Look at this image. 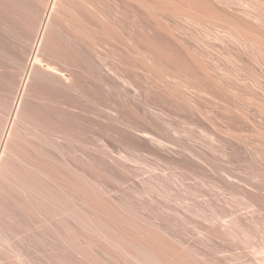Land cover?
Segmentation results:
<instances>
[{
    "label": "bare ground",
    "instance_id": "1",
    "mask_svg": "<svg viewBox=\"0 0 264 264\" xmlns=\"http://www.w3.org/2000/svg\"><path fill=\"white\" fill-rule=\"evenodd\" d=\"M4 1H8V0H4ZM13 1L14 0H12V3H13ZM18 1H19V3L21 2L20 0H18ZM22 1H25V0H22ZM34 1L35 0H33V2ZM39 1H38V3H41V4L36 3V4H38L37 8H38V6L43 4V7H41V6L39 7V9L42 8L43 10L42 9L39 10L35 7L37 9V12H34V10H36L35 8L33 9L35 4L34 5L31 4L32 2L30 0L25 1V4H23V2L20 3V5L23 4L22 7H24L26 5V7L29 9V11H28V9L26 7H24V8L27 10H25L23 8L25 10V13H24L25 17H26V14L28 15V13L29 14H31L32 12L34 13V14L33 13L31 14L32 16L31 15L27 16L30 18L26 17L27 19H23V20L22 19L19 20L20 17H19V19H18V17H16L19 20V24L21 26L26 25V24L28 25V23L31 24L30 27H29V25L26 27L32 28V33L27 34L26 29H25V31L22 30L21 28H23V27L20 26L21 27L20 28L18 26L19 25L18 21L15 23L18 25H15V26H17V28L19 27L20 28L19 30H22V32L24 31L23 35L27 34V36L25 35V38H22V39L28 41V39H27L29 37L28 35L31 36V37H29L31 39L27 43H25L26 41H23V40L20 41L19 40V39H21L20 36L18 35V33L16 34L15 31L13 30V32L16 35H18L19 39L17 38V40H19L20 43H18L17 40H15V41H17V43L19 45H21V42H24L23 43V49H24V47L27 46L25 48V53L26 52L27 53H26L25 57H23L24 55H23L22 51H20L23 56L21 58H19V56H21L20 52H19V54H20L19 55L17 53L18 51L16 52L13 50V52H16L14 54H18V55H16L18 57V59L16 60L17 57H15L14 61L17 62L16 63L17 66H19L20 67L19 69H21L20 77H19V79L16 78L18 81L15 79L17 82L12 81L13 79L11 80V82H13V83L15 82L14 85L12 83V85H13L12 89L13 90L15 89V91H13V93H12V95L14 94L12 96V98L10 97L11 101H8V102H6V104H3V102L6 100L5 97H7V96L4 97V100L2 98H0L2 100L0 102H2V104H3L2 110L6 111V113H5V111L3 113H1L2 115L6 114V117L3 118L2 122L0 121V219H1L0 221L3 220L4 221L3 223L6 224L5 220H7V219H4V217L6 215L10 216V214L13 216L24 214V216L26 217L30 213V210L34 211L33 207H35L36 209L39 210V212L36 211L37 212L36 214L40 213L39 215L41 216V218H44V220L47 219L49 222V221H51V218L53 217V219H52V221L54 220L53 225L50 224L51 222L49 223L50 224L49 225L48 223H46L47 222L46 221L45 223L48 226L45 224V227H44L43 226L44 224H42L44 222L43 220H42L43 221L42 223H40L41 221H39L37 224L40 223L43 226L42 227L43 229L41 228L42 229L41 233L43 235L48 233L50 235V237L53 238L54 242L51 243V240L46 241L45 240L46 238H43L44 240L43 239L42 240L46 241V244L43 245L44 242H42L43 244L42 243L41 244L45 247V249L41 245L40 246L45 251L42 253V252H40L41 247H40V249L37 247V249L40 252L39 253L37 251V249H35L36 251L34 249H32V247H33L32 242L33 241L28 243L33 238L30 235H32L33 232H35L36 230L32 232V230H33V228H32V230H30L31 234H29L30 232L26 231V229L23 230L24 226H22V225L20 227H22L23 229H20L19 227L16 228L14 225H10V227L7 226L8 228H6V229H9V233L7 234L8 230H6V234H4L5 233L4 229H3L4 227L2 226L3 233H0V264H56V258L54 261L55 256L53 254H56L57 252L55 253V251H57L58 249H62L61 250L62 256L64 254H66V253H64L65 251H63V250H68V251L71 250L72 253L75 252L79 255V257H82V260L86 259L89 263L95 262V260H94L95 257L92 258L93 256L91 257L88 254V252L85 251L86 248L84 249V247H81L83 245L80 246L79 242L77 240L76 241L78 243H76L75 238H77V239L80 238L81 232H80V230H75V227H71L72 225H70L68 222L69 219L73 220L77 224V226L80 227L82 230L83 229L87 230L88 232L95 234L99 239L101 238L102 240L104 239V240L110 242L116 248L121 250L125 257L133 258L139 264H212L213 262L211 261L212 262L211 263L207 259V257L204 258L207 260H203V258H201V260H203V261H201V260L198 261L199 258L196 260L197 257L195 255V251H192L191 250L192 248L187 247V245L183 244V242L181 244L180 241H177L175 239L178 243L180 242L179 243L180 246L177 244L176 245L177 247H176L175 244L174 245L172 244L173 242H175V241H173L174 239L170 242L164 240V237H163L164 235L162 236V233H164V232L161 230L162 228L160 229L158 227L159 224L158 225L157 224H155V225L151 224V226L150 225L147 226L150 223H148L147 225L143 224L141 222L142 220H140V218L139 219L136 218L138 215L137 216L135 215L136 217L135 216L132 217L133 212H131L132 216L131 215L129 216L130 217L129 220L124 219L123 218L124 215H119V214L115 213L116 219L120 220V222H123V226L130 229V232H127V235H121L119 238H115L111 234L112 233L111 230H113V228H111L110 226L108 227L106 224L103 223V221H100L97 217L95 219L94 217L90 216L89 213L84 212V211H80L79 210L80 208H79L78 203H77V201L81 202V198H82V202L84 204L88 205L89 207H91L92 205L89 203V199L94 198L92 200H95V205L101 206V209H105L106 211L112 210V209H110L111 208L110 207L111 201L106 200L107 197L104 196L105 192L102 191L103 187L98 188L99 187L98 183H95L96 182L95 180L93 181L94 178L91 179L92 176H90V175H89V177H88V175L86 176L82 172L83 170L82 171H75V170L79 169V168L78 169L75 168V170L73 171L74 173H73L70 171V169H69L70 167L67 166L69 170L68 169L66 170L64 167L63 171L65 170L66 172H68V171L71 172L72 173L71 176H72L73 180L77 183L72 186L73 191L68 189V188L65 189V187H67V185H69V184L66 183V185H65V183H64L65 179L63 178L64 175L61 176V174L64 172H62V171H61L62 173L60 172V169L63 167L60 164L61 168L58 169L59 168L58 165H59V163L63 162L64 159H66V158H64L63 161L58 160V161H60L59 163L56 160V162L58 164H54V163H56L55 161H53V160H50V162L48 161L50 159V156H51V155L48 156V154H52L53 152L56 154V152L58 150L61 151L59 149V146H61V145L64 146L65 148H67L65 146L67 144L68 145L69 144H71V145L77 144L76 146L79 145V147H76L74 149H73V147L75 145H73V147L71 145H69V146L72 147L71 150L81 149L80 156H81L82 160L83 159L85 160L86 156L89 154H92L89 157H92L93 160L94 161L96 160L97 162H98V160L107 158L110 161H112L111 164H113L115 162L114 167L113 166H111V167L115 168L116 166H118V167L122 166L123 169L121 168L122 169L121 171L124 175L126 173L125 168L128 165L125 163H130L131 161L137 162L136 160H138L139 158H142V159L145 158L146 159L148 157L149 158L153 157L155 160H159L161 163L165 162L164 164L167 165L169 168L171 166H173L172 167L173 169L177 166L179 167L180 162H182L183 163V165L181 163L182 167L185 165V167L187 168L185 170L186 171L188 170V173H186V171H182V172L183 173L185 172L184 175H188V177L187 176L183 177V175L180 173L178 174V176L176 175L177 173H175V175H173L174 172H171L170 170H168L167 166H165L167 169H164V167L162 166V164L159 163V161H157L156 164L157 163L158 164L157 165L155 164L156 166L154 165L153 167H152L153 164L152 165H151V163L149 164V166H151L152 170L149 169L150 167L146 168L147 167L146 164H148V163H145L144 159L139 160V161H143L144 163L140 164V162L138 161L139 162L138 166H140L142 164L146 165L145 170L149 169L150 171H154V173L157 170V172L155 174L158 173V171H159L158 169H161L162 171L166 170L167 172L169 171L170 175H169V172H168V174H166L167 172L164 173V171L163 172L160 171L158 173V174H160L159 178L161 175L162 176L168 175V178L165 179L167 182L166 188L171 187L173 189L174 187L178 186L179 188L180 187L182 188L181 190H183V186L185 187L186 183H189L186 186H189L190 184L194 185V183H197L200 180L203 181L204 177H205L204 181H206L208 179L206 177L207 175L205 173H203L204 171L203 172L199 171L200 173L204 174L203 178H202L203 175L200 176L199 173L196 174V172H198V170H200L197 168L203 169V167H206L207 165H210L212 167L213 163L215 165V162H213L212 160L203 156L202 154H199L196 151V149L192 145L187 143L186 141H183L182 139L176 138L171 133V128L168 125H166L165 122H163L161 120L162 117L160 115L154 113L150 109L148 102L147 103L143 102L145 105L142 104V106L143 105L144 106L142 107L143 109L141 108L140 112H139V110H140L139 108L137 110L136 109L137 107L136 108L132 107V109H129L127 114L123 112V114L120 115V113H122V112L118 111V109H116V108H117V105L120 104V102L123 103V101H120V98H121L120 94L121 93L118 94L119 86L117 84V81L121 77L119 76V73L117 72L118 70L114 66V64L112 66L107 64V62L104 60V58L101 54V50H98L97 46L105 45L108 49L107 53L110 56H112V57H110L112 59V61H109V63L115 62L114 57L116 58V55H117L116 47H117V42H118V37H119L118 21H117V18L115 16L117 15L118 7H121L122 13L124 16V28L126 31H128V36H127L126 40L129 41V47L126 50L128 56L125 59L126 61L122 62V65L124 66L125 70H130L135 74V76H137L138 75L137 73L140 72L139 68H142L144 71H146L150 75L148 77L146 76V78L148 79V81L153 83V85L156 88V91L158 92V95L163 98L162 99L163 102L169 103V101H170L173 103L172 100H175V102L173 104L176 103V105H178V106L185 105V106L189 107L191 110L197 112L198 114L203 115L204 111L201 109V107L199 105L193 104V102L190 100V97H189L190 95L188 94L187 91L192 90L193 92L196 93L197 96H200L203 94L215 96L209 90V88H211L212 85L213 86L215 85V89L217 90L218 93H227L231 89L228 90V86L225 84H222L219 80V78L222 77V75L224 73L221 76L219 75L218 76L219 78L216 77L218 74L212 73V71L213 70L215 71L216 69L219 70V68L213 69L214 65L213 66L211 65L212 68H210L211 67L210 64L207 63L208 66H210V67H208L205 64V62H203V60L205 58H204V56H201L200 52H199L200 53L199 54L196 50L192 49L190 46L182 43L180 41L181 39L179 40L177 38V35L175 34V29H174L172 23L170 24L169 22H165V21L163 23L161 21L159 22V20H160L159 15H161V16H166V15H168V16H170V15H172V16H180V15L191 16V15H193L194 11L191 8H188L187 6H185L184 3H188V4L194 5V6H196V5L206 6L212 12L218 11V8L214 7L215 6L214 3L211 1L213 3L212 4L209 0H159L158 1L159 5L158 4H152L150 2V0H39ZM3 2L2 1L0 2L2 4V6L4 4ZM36 2H37V0H36ZM133 2H136V4L139 7L144 9L145 13L151 15V12H153L151 17L153 16L154 20L152 21V19H148L146 21L147 26L152 31L151 34H149L150 32H145V31H142L140 29L135 30V28H136L135 19H134L135 18V9H134ZM7 3L10 4L11 1H9ZM7 3H6V5H7ZM14 4H16V3H14ZM6 5L4 4V6H3L4 9H5ZM10 5L11 6L7 7L8 9H10V10H7V11H9L8 14L12 10L11 8L13 6L12 4H10ZM1 7H0V9H1ZM3 7H2V9H3ZM16 7L15 8L13 7L14 8L13 12L11 11L12 13H15L14 10L15 9L17 10V8L19 9V7H21V6H18L17 8ZM4 9L2 10L3 13L6 10V9L5 10ZM19 10H17V11H19ZM17 11H16V14H17ZM27 11H28V13H26ZM12 13L9 14L10 16L9 15L6 16L7 14H3V15H5V17L2 15L3 18L0 20L1 21L6 20L5 22H7V20H9L10 17H11V19H12V17H14L13 16L14 14H12ZM22 13L20 14L21 16L23 15ZM31 17H32V19H31ZM222 17H223L222 19L225 22L226 26H229V28L233 26L232 28H230L231 30L237 29V31L241 33V34L236 33L235 32L236 30L233 31V32H235V33H233V35L237 34V37L234 35L236 38H238V39L240 38L239 40H241V41L244 39L242 41L244 44L246 42H249V44L253 43V45L256 44L260 48H262V49L264 48V32H262L261 29L259 30L257 28L258 25L254 26V25L248 24V22H246L245 20H243V19L241 20V19H239L235 16H231L229 14H223ZM4 18H6V19H4ZM140 18L143 22L145 21V18H143L142 16H140ZM17 19H15V17H14V20H12V21L15 22V20H17ZM29 19L31 21L27 22L25 24V22ZM24 20H26V21H24ZM3 21L0 22L1 25H2ZM12 21H9L10 24H8V26L5 23L6 26L7 27H9V25L11 26ZM12 25L14 26V24H12ZM6 26H3V29H2L3 31H4V27H6ZM0 28H1V26H0ZM11 28H12V26H11ZM13 28H16V27H13ZM175 28H176V26H175ZM5 29H7V28H5ZM99 29L101 30L102 35L98 34ZM177 29H176V31H177ZM231 30H229L228 32L232 33ZM7 31L8 32H6V33H8V35L3 33L2 34L3 38L4 37L6 38V36L7 37L9 36V38L12 37L11 35H9V29ZM159 31H161L164 34V36L157 35V32H159ZM27 32L30 33L31 30L27 31ZM20 34H21V32H20ZM76 34H78L80 37H84V39H87V42L90 41L92 43L93 48L89 45L90 42L88 43V45H89L88 47H90L92 49V52L87 51V49H89V48L84 50L82 47H80L78 44L75 43L74 37L76 36ZM2 35H1V37H2ZM4 35H6V36H4ZM229 35L232 36V34H229ZM238 36H242L243 39H241V37H238ZM21 37H24V36H21ZM5 38H4V40H5ZM9 38H7V39H9ZM233 39L235 40L234 37H233ZM238 39H237V41H238ZM0 41H3V40H0ZM13 41H14V38H13ZM17 43H15L14 46ZM162 43H164L166 46L161 45ZM12 44L10 43L9 45H12ZM24 44H27V45L24 46ZM246 45H248V44H246ZM1 46H4V45H1ZM11 47H13V46H11ZM21 47H22V45H21ZM16 48H18V47H16ZM1 49L3 50V51L1 50V52L3 54V52H4L3 47ZM19 49H22V48H19ZM26 49L28 51H26ZM13 52L11 51L10 55H11V53L13 54ZM6 53H7V51H6ZM8 53H9V51H8ZM8 55H7V57H8ZM12 56H11V58L13 59ZM199 56H201L202 58ZM0 57L3 58V56H0ZM130 57L134 58L136 60V62L138 61L137 62L138 64L136 62H132ZM184 57L189 61H187ZM5 58H6V56L4 57V60H5ZM8 60H9V58H8ZM11 60H9V61H11ZM56 63H57V65L59 64V66H58L59 70H58V67H56V68L58 71L61 72L60 74L62 76L57 74L58 71L55 72L52 69L53 66H56L55 65ZM116 63H117V61H116ZM6 65H8V63ZM12 65H14V64H12ZM51 66H52V68H51ZM214 67H216V65ZM9 69H10V67H9ZM50 69H51V71H50ZM52 71L55 73V75H57V77L58 76L64 77V74H65V77H67V78L69 76L68 79L70 82H67L68 84H67V86H65V87H67V90L66 89L65 90L68 93H64L65 92L64 91L63 92L64 94L62 93L64 96L61 95V92H62L61 87L64 83H65L64 85H66V81H68V79H66V78L61 79L63 81L66 79L65 82H61L60 80L55 79L56 78L55 75H54L55 77H53ZM217 72H219V71H217ZM84 75L87 76V79L84 78ZM184 75H186V76H184ZM4 76H6V75H4ZM13 78H14V76H13ZM194 78L196 79L197 83L193 82ZM123 79L125 80V83L129 86V88H131V91H129V89L122 87L121 92L122 91L123 92L121 95H123V96L124 95H126V96L131 95L133 98L135 96H137L136 95L137 85L135 83L133 84L131 81H128L125 78H123ZM197 79H200L204 83L208 82L209 84L204 85L201 81H199ZM87 80H89L90 85L86 84V85H88V86H86L84 84V86H82L83 83H88ZM221 81H222V79H221ZM81 86L84 89L86 87L91 86V88H88V89H90V91H91L92 88H94L93 89L94 92L99 90V88L101 91V89H102L101 87H103V88L107 87L106 88V90H107L106 94L108 97L106 95H104V96H106V99L108 98L107 100L110 101V104L114 107H108V106L105 107L104 105H106V103H107L106 100L103 101L105 104L103 103L104 105L102 106V102H100L102 97L101 98H97V97L103 91H101L100 93L98 92L99 95L97 93H96L97 95H95V93H94L95 96L94 95L92 96L91 95L93 93L92 91H91L92 93L88 89L87 90L85 89L83 91L82 90L83 88H81ZM104 86H106V87H104ZM62 88L64 90V87H62ZM85 91H89L90 95H88L89 93L86 94ZM0 93H2V92H0ZM232 93L229 92V94H232ZM66 94H68L69 96L67 95V97L65 98ZM117 94L120 97H118ZM5 95H8V94H5ZM0 96H1V94H0ZM101 96H103V95H101ZM104 96H103V98H104ZM62 97H64V98H62ZM126 98H128V97H126ZM137 98H138V96H137ZM88 103H90L91 105L89 104V106H87ZM53 104H55V105L53 106ZM107 104H109V103H107ZM56 105H59L60 107H57ZM124 105L123 106L120 105V106H122V108H123ZM86 106L88 108H86ZM120 106H119V110H120ZM125 107H127V109H124V108L123 109L126 112L128 110V106L126 105ZM88 109H90V111ZM142 110H144V111H142ZM89 112L92 115L91 120H90L91 117L89 116ZM167 115L171 116L169 113ZM4 116H2V117H4ZM103 122H104V124L106 122L105 126H104ZM223 133L227 134V136H229L230 139L231 138L233 140L234 139L235 140L241 139L240 138L241 137L240 130L237 129L236 127H231V126L226 125L224 127ZM28 137L31 139H29ZM86 140H88V142L90 141V144L92 142L93 143L98 142V144H100L101 147H97L96 144H93V146L94 145L95 146L94 147L91 146L92 148H90L89 147L90 144L87 143L89 145L88 147L90 149H92V150H90L87 147L89 149V152L90 151H93V152L86 154L85 153L86 152V145H87ZM109 141L110 142L117 141V143L120 144L119 146L117 145L119 148L117 150H115L116 148L114 149V147H113L114 142L112 143V145H113L112 146ZM229 142H230V140H229ZM117 143H115V144H117ZM48 145L50 146L51 150L54 148L53 152L50 151V153H49L50 148L48 151L46 150L47 152L44 150V147H46ZM48 147H47V149H48ZM83 148H85V149H83ZM64 149H63V151H64ZM71 150H69V152ZM63 151H61V153ZM69 152H67L68 158H69ZM73 152H75V151H73ZM73 152H71V153H73ZM79 152L77 153V155L79 154ZM236 152H237V150H236ZM240 152H238L236 156L239 157L241 155ZM59 153L60 152H58V154ZM87 153H88V151H87ZM239 153H240V155H238ZM55 154H52V155L54 156ZM63 154H66V152L65 153L63 152L62 156H63ZM74 154H75V158L73 161H75V159L77 160L76 153H74ZM62 156L60 155V158ZM70 156L72 158L73 154L72 155L70 154ZM65 157H67V154ZM78 157H79V155H78ZM81 158L79 157L78 160ZM52 159H55V158L53 157ZM87 159H91V158L87 157ZM107 159H105V161ZM82 160H81V162H83V163H81L80 161L79 162L81 164H84L86 161L84 162V160L83 161ZM146 160H150V159H146ZM161 160H163V162ZM18 161L22 164L21 165L22 167L19 165L20 163ZM51 161H53V163H51ZM17 162L19 163L18 165L21 168H19L18 165H16ZM66 162H67V165L68 164L70 165V163H68L69 162L68 160ZM102 162H104V160ZM117 162H119V163L116 165ZM72 163H74V162H72ZM87 163H85V164H87ZM89 163H91V162H89ZM92 163H93V161H92ZM63 164L66 165L65 162H63ZM77 164H79V163H77ZM98 164L100 165L101 163H98ZM168 164L171 166H169ZM56 165L58 168L56 167ZM84 165H82V166H84ZM91 165H93V164H91ZM107 165H109V164H107ZM196 166H197V168H196ZM217 166H220V165H215L214 168ZM77 167H79V166H77ZM111 167H110V169H113ZM129 167L130 166L128 165L127 168L130 170ZM185 167H183V168H185ZM211 167L207 168L206 171H208V169L211 170ZM97 168H99V167H97ZM172 168H171L172 171L176 172L178 170V168H176L177 170H173ZM218 168H220V167H218ZM99 169L101 170V168H99ZM104 169L105 168H103V170ZM116 169H115L116 171L114 170V172L119 171L118 168H116ZM196 169H197V171H196ZM205 169H203V170H205ZM223 169H224V172L223 173L221 172L222 175H219L221 180L213 181V183L215 182L214 184H216L217 186L213 185L210 181L212 179H214L218 174L215 175V177L212 175L213 176L212 179L209 178V180H210V181L208 180L210 182L209 185H213V188H214V186L218 188L219 185L223 186V184H224V187H225V185L227 187H225L223 189H226L229 187L228 189H230V190L232 189L239 194L246 195L248 198H249V196H251L252 202L250 203V205L248 204L247 207L245 205V207L249 210H245L246 212H243L244 211L243 209H246V208L241 206V205L240 206L243 209L237 208L236 207L237 204L235 205L236 208H233L234 206L232 207V206L228 205L227 203H230V202L228 201L227 198H229V197L227 195H224L223 192H221L223 189H221V191L218 192L217 189L214 188L216 190V192H215V191H213L214 189L212 188V186H209L213 190H210L211 189L210 188L209 191H207V192L213 191L215 193H213L214 195L212 194V192L209 194H207V193L205 194L206 189L209 187H207L208 186L207 184L202 185L203 182L202 183L200 182V184L197 183L198 186L197 185H194V186L199 187V185H201L200 187H203V188H204V186L207 187V188H205V192L203 191L204 189L201 188L202 189L201 190L199 188L201 190V192L203 191L202 192L203 194H199V193H201V192H199L198 195L196 194L195 196H198V199H200L201 201L204 200V202L209 203V205L210 204L213 205L212 202H214L215 203L214 206H216V207L214 208V206H213L214 210L211 208L213 211H216V208H218L220 210L222 209L221 207H223V206L220 207V205H218L220 208L217 207L216 204H218V203L219 204L222 203V205L225 204L224 206H226V208H227V211L222 210L223 214L221 213V215L218 214V213H220V212H218L220 210H217V212L215 214V212L212 213V210L210 209V211H211L210 214L212 213V215H210V216L207 215L208 217L206 216L205 218H207V220H206L207 222H210V223L212 222L211 224L213 225V227H211V225L208 223L210 225V228H209L208 224L205 222V224H207L206 227H208V228L203 227V228L208 229L207 230L208 232L207 231L204 232V233H206L205 235H207V233H210V234H208V235H210V237L219 236V238H220L221 235L224 234V235H231L232 237L234 236V238H236V234H238L240 231L239 229L242 230V228H246L245 226L248 224L247 222L251 221L252 224L255 223V222H253L254 218L256 220L255 215H257V217L258 216L262 217V215H260V214L258 215L257 213H263V211H264V192L258 191L260 189V188H258L259 185H256V187L258 186L257 189L253 184H251V185L248 184V187L252 186V185H253V187H251V188L247 187L246 188L245 187V186H247L246 182H245L246 185L243 184L245 188L241 187L242 185L240 186L239 184L241 182L242 183L244 182V181H242V178L240 180L241 182L238 183L237 181H235L237 178H233L234 175L232 176L231 174H229V172H231L229 169H227V171L229 170V172L225 171V168H223ZM100 170H98L99 171L98 174L96 173L97 171L95 172L97 174V176L99 174L101 175ZM103 170H101V171H103ZM106 170H108V169H105L104 172H106ZM123 170L125 172H123ZM214 170L216 171V169H214ZM111 171H113V170H111ZM134 171L135 170H133V172ZM110 172H108V173L111 174L112 172L111 173ZM130 172H132V171H130ZM130 172L128 173V171H127L128 174H130ZM212 172H214V171H212ZM108 173H107V175H108ZM119 173H121V172H118V174ZM127 173H126V175H127ZM152 173L153 172H151V174ZM154 173L152 175L155 176V178H156L157 175H155ZM171 173H173V174L171 175ZM207 173H209V172H207ZM219 173H220V171H219ZM114 174H115V176H117L116 175L117 173H114ZM123 174H121V175H123ZM131 174H133V173H131ZM135 174L137 175V172ZM135 174H133V176ZM141 174L142 173H139L138 175H141ZM151 174H150V176H152ZM198 174H199V176H197ZM209 174H211V173H209ZM103 175H106V174H103ZM124 175H123V177H124ZM138 175H137V177H138ZM179 175L181 176V178L179 177ZM190 175H191V177H190ZM38 176L44 177L45 179H47V181L48 180L52 181L53 184H56L57 186L54 187L55 185H53V184H52L53 187H51V184L45 185L46 182L43 183L42 179ZM60 176H61V178H60ZM112 176H114V175H112ZM119 176H120V174H119ZM128 176L129 175H127V177ZM144 176H145V173L143 176H141V178L144 179L143 178ZM147 176H148V178H150L149 175H147ZM101 177H102V175H101ZM125 177H124V179H125ZM134 177H136V176H134ZM137 177L135 179H137ZM189 177L192 180L187 179V181H185L186 178H189ZM197 177H199L200 180H197V179H199ZM208 177H210V176H208ZM235 177H238V176H235ZM107 178H109V176H107ZM113 178H112V181H113ZM183 178H185V179H183ZM63 179H64V181H63ZM103 179L105 180V178H103ZM114 179L116 181V179H118V178H114ZM215 179H217V178H215ZM239 179L240 178H238L237 180H239ZM147 180L148 179L146 178L145 181H147ZM50 181L47 183H50ZM110 181L111 180H109V182ZM129 181H131L132 184L136 183L138 181L139 182L138 185H142L145 182L144 180H143L144 182L142 181L143 183L140 182L141 180H136V182L135 181L133 182L132 179ZM129 181L127 179V182H129ZM220 181H222L221 183H223V184H219ZM106 182L108 183V179L106 180ZM119 182H121V181H119ZM123 182L126 183L125 181H123ZM160 182L161 181H159V183ZM235 182L238 184H236ZM101 183H102V181H101ZM107 183H106V185H107ZM110 183H108V184H110ZM63 184L65 186H63ZM126 184L128 185V183H126ZM160 184H162V183H160ZM193 185H190V186H192L194 188ZM48 186H50L51 189L53 188V190H55L56 188L57 189L59 188V192H57L58 190H56V193H55V191L54 192L50 191V188H48ZM112 186L114 187L113 184H112ZM136 186H137V184H136ZM144 186L147 187V184L145 183ZM107 187H106V189L109 188V187L108 188ZM127 187H129V186H127ZM143 188H141V190L144 192L145 188L144 189ZM193 188L191 190L189 188L190 193H192L191 191L194 190ZM149 189L150 188H148V190ZM174 189H176V188H174ZM185 189H187V188H185ZM195 189H196V187H195ZM261 189H263V188H261ZM111 190H113V189H111ZM167 190H169V188ZM218 190H220V189L218 188ZM256 190H257V193L252 194V195H247L251 192L252 193L256 192ZM74 191L77 194V196H71L68 194L69 192H74ZM113 191L109 192V193H113ZM147 191L144 192L145 193L144 195H146L147 193L150 194V192H151L154 195V197L160 196L157 193H156L157 195L154 194V192H152V190L148 191V192ZM164 192L166 193V191H164ZM195 192L196 191H194V193ZM236 192H234V193L236 194ZM102 193H104V194H102ZM106 193H107V191H106ZM194 193H192V194L194 195ZM149 194H147V195L152 197L151 196L152 194L151 195H149ZM142 195H143V193H142ZM162 196H163V194L161 193L160 197H162ZM224 196H227V198H225ZM154 197L151 198V200H150L151 202L148 201L150 198H148V197H146V198H148V200H147L148 202L152 203L153 202L152 200L155 199ZM158 197H156V199L159 200ZM163 197H165V196H163ZM224 198H225V200H224ZM156 199L154 201H156ZM150 203H148V204H150ZM211 205L209 207H211ZM8 207H11V208H8ZM141 207H142V205H141ZM150 207H152L151 204H150L149 208ZM47 208H48V210H49V208H51L52 211L51 212L48 211ZM143 208H145V207H143ZM8 209H9V211H8ZM12 209L14 210L13 212H15L16 215L12 214L13 213V212H11ZM151 210H153V209H151ZM5 212H7V213L4 216ZM8 212H10V214ZM128 212H130V211H128ZM31 213H33V212H31ZM126 213H127V211H126ZM156 213H157V211H156ZM8 216H6V217H8ZM29 216L31 219V216H33V215L30 214ZM156 216H158V215H156ZM156 216H154L155 218H153V219L160 218L162 221L164 220V218H162L163 216L162 217H159V216L156 217ZM19 217L21 218V216H19ZM22 218H23V216H22ZM25 219H27V218H25ZM166 219H167V221L165 220V223L166 222L170 223V221H168L169 219L168 218H166ZM13 220H15V218ZM13 220H12L11 224L14 222ZM16 220H19V218ZM31 220H33V219H31ZM159 220L157 219L155 221H157L159 223ZM9 222H10V220H9ZM27 222H28V220H27ZM30 222H32V221H30ZM33 223H34V221H33ZM25 224H26V221H25ZM252 224H249V225H251V227H253ZM152 225H153V227H152ZM156 225L159 228L158 230L159 231L161 230V232H159L157 229L154 228V226L156 227ZM249 225H247V226H249ZM56 227H59V228H56ZM30 228L27 227V229H30ZM237 228H239L238 232H236ZM2 229L0 228V231ZM36 229H38V228L36 227ZM246 230H243V231L246 234L245 236L248 237L247 236L248 232ZM243 231H241L240 233H242ZM37 232H39V231H37ZM79 232H80V234H79ZM240 233L238 234V237L243 234L242 233L240 235ZM43 235L39 236V237L40 238L44 237L45 235L44 236ZM165 235H166V233H165ZM211 235H215V236H211ZM166 236H167L166 237L167 239L168 238L172 239L171 238L172 236H169V235H166ZM34 237H36V235ZM81 237H83V236H81ZM207 237H209V236H207ZM225 237H229V236H225ZM225 237H223V238L225 239ZM241 237H244V234ZM240 238H238V239L240 240ZM94 239H96V238H94ZM39 240H41V239H39ZM243 240H242V242H243ZM216 241H217V238H216ZM35 242H36V240H35ZM85 242H88L87 239L85 240ZM18 243L21 245L18 246L19 245ZM220 243H222V242H219V244ZM30 244H32V245L30 246ZM22 245H23V247H21ZM37 245L39 246V244H37ZM215 245H216V247H214V248H217L219 246L218 244H215ZM55 246H57L58 248H57V250H55L52 253V250L56 249ZM19 247H21V248H19ZM250 250H252V249H250ZM256 250H259V249L257 248ZM62 251L64 254L62 253ZM222 251H221V253H222ZM259 251L261 253V254L259 253L261 256L259 254L258 255L256 254ZM259 251H256L255 253L251 252V253H253V255L251 256V259L247 260V262H244V263L245 264H247V263L248 264H264V246ZM33 252L35 255H33ZM58 253H59V256L61 257L60 251H58ZM68 253L70 254L71 252H68ZM77 254H75V255L77 256ZM249 255H250V252H249ZM66 256H68V254H66ZM70 256H72V255H70ZM247 257H249V256H247ZM64 258L66 259L65 256H64ZM64 258H63V260H64ZM70 258H72V257H70ZM72 259L75 260L74 258H72ZM80 259H79V261L77 259L75 262L73 260L71 261L70 259H69V261L74 262L76 264H82V262L86 261L85 260V261L81 262ZM220 261H219V263H220ZM63 262L65 264V260ZM68 262H67V264H69ZM60 263H62V262H60ZM89 263H86V264H89ZM222 263L223 262H221V264ZM91 264H94V263H91ZM215 264H217L216 261H215ZM231 264H240V263H237V261H233V262H231ZM241 264H242V262H241Z\"/></svg>",
    "mask_w": 264,
    "mask_h": 264
},
{
    "label": "rangeland",
    "instance_id": "2",
    "mask_svg": "<svg viewBox=\"0 0 264 264\" xmlns=\"http://www.w3.org/2000/svg\"><path fill=\"white\" fill-rule=\"evenodd\" d=\"M1 1L3 2L4 0H0V2ZM9 1H11L10 4H12V5L14 3H16V4H14L15 6L13 5L12 8L10 7L12 9L11 10L12 12H13V9L16 6L17 7L21 6V7H19V9L21 8L20 10L17 7L16 8L21 13L24 11L22 13L23 15L25 13V10L28 9L26 7V5L24 7H26L27 9L22 7L23 4H25V1H28V0H25V1L20 0L21 2H23L22 5H20L21 2L19 3L18 0H16L17 2L14 0L13 3H12V0L4 1L3 3L6 5V3L9 2ZM30 1L32 2L31 4H33V5L35 4L33 9L35 7L37 8L38 4H41V3H38L39 0H37V2H36V0L34 2H33V0H30ZM158 1L159 0H150V2L152 4H158L159 5ZM209 1L210 2L212 1L214 3L215 6L214 5L213 6L217 7L218 11L212 12L206 6H198V5L194 6V5H190L188 3H184L185 6H187L188 8H191L194 11L193 15H191V16H185V15H180V16H172V15H170V16H168V15L161 16V15H159V17H160L159 22L161 21L163 23L165 21V22H169L170 24L172 23L173 27L175 29V34L177 35V38L179 40L181 39L180 41L182 43L190 46L192 49L196 50L198 53L200 52L201 56H204V58L208 61L207 62L203 58L204 59L203 62H205V64L207 66H208V64H210V66L211 65L212 66L216 65V67L213 66V69L214 68L215 69L219 68V70L218 69H216L215 71L211 70L212 73H217L218 74V75L216 74L217 76L215 75L216 77H218L219 75L221 76L224 73L222 75V77H220V78L218 77V78H219V80H220V82L222 84H225V85L228 86V90L231 89L229 91L230 93L233 92L232 93L233 95L229 94V92H227V93H218L217 90L215 89V85L214 86L212 85L211 88H209V90L215 96H210V95L203 94V95H200L201 96L200 97V96H197L196 93L193 92L192 90H188L187 92L190 95L189 96L190 100L193 102V104H195V105L197 104V105H199L201 107V109L204 111L203 115L198 114L197 112L191 110L189 107H187L185 105L178 106V105H176V103L173 104L175 102V100H172L173 103L170 102V101H169V103L163 102V100H162L163 98L158 95V92L156 91V88L153 85V83L148 81V79L146 78V76L148 77L150 75L146 71H144L142 68H139L140 72L137 73L138 74L137 76H135V74L132 71L125 70L124 66L122 65V62L126 61L125 59L128 56L126 50L129 47V41L126 40V38L128 36V31H126L125 28H124V16H123L121 7H118L117 15L115 16L117 18V21H118V31H119V37H118V42H117V47H116L117 55H116V58L114 57L115 62L109 63V61H112V59L110 58L112 56H110L107 53L108 49H107V47L105 45L97 46V48H98V50H101V54H102L104 60L107 62V64L111 65V66L114 64V66L118 70L117 72L119 73V76L121 77L117 81V84L119 86L118 94H120V93L122 94V92H123V91L121 92V88L122 87H124L126 89H129V91H131V88H129V86L125 83V80L123 78H125L128 81H131L133 84L135 83L137 85V87H136V91H137L136 95L138 96V98H137V96H135L133 98L131 95H129V96L124 95L123 96V95L120 94V96H121L120 101H123V103L120 102V104L117 105V108L115 107L116 109H118V111L122 112V113H120V115L123 114V112L127 114L129 109H132V107L133 108L137 107L136 108L137 110L139 108L140 109L139 112H140L141 108L145 105L144 103L148 102V104L150 106V109L154 113H156V114H158V115H160L162 117L161 120L163 122H165L166 125H168L171 128V133L176 138L182 139L183 141H186L187 143L192 145L199 154H202L203 156H205L208 159H210L213 162H215V165H220V166H217V167L214 168V166H215L214 163H213L212 167L210 165L206 164L208 166V167L206 166L207 168L211 167V170L208 169V171H206L207 170L206 167H203V169L206 168L205 170H203L202 168H197V166H196L197 169H200V170H198V172H196V174L199 173L200 176L203 175L202 176V178H203L204 174L200 173L199 171H201V172L204 171L203 173H205L207 175L206 177L208 178L206 181H204L205 180V177H204L203 181H201L200 178L197 177V178H199L197 180H200V181L197 182L198 184H200V182L201 183L203 182L202 185L207 184L208 185L207 187L212 186V188H213V185H216V184H214L215 182L213 183V181L221 180L219 175H222V173L224 172L223 168H225V171H227V169H229L231 171V172H229V170H228L227 172H229V174H231L232 176L234 175L233 178H237V179L240 178L239 180H237V179L235 180L234 179L238 183L241 182L240 180L242 178V181H244V182L243 183L241 182L242 184L241 183L239 184L240 186L242 185L241 187H244V185H246V184H247V186H245L246 188L248 187V184H250V185L253 184L255 187H256V185H259V187L257 186L258 188H260L258 191L264 192V190H263L264 189V48L262 49L259 46H257L256 44L253 45V43L249 44V42H246L244 44L242 42L244 40L242 38V36H238V37H241V39H243L241 41V40H239L240 38L239 39L236 38L237 34L236 35L234 34L236 37L233 35V33H235V32L239 33V34H241V33L238 32L237 29L231 30L230 28H232L233 26L229 28V26H226L225 22L222 19L223 18L222 17L223 14H229V15L235 16V17H237V18H239L241 20L242 19L245 20L246 22H248V24H251V25H254V26L258 25L257 28L259 30L261 29V31L264 32V0H209ZM36 3H38V4H36ZM4 4H3V6H4ZM8 4L9 3H7L5 9L7 7L11 6L10 4L9 5ZM133 5H134V9H135V18H134L135 19V26H136L135 30L136 29H140V30L145 31V32H150L149 34H151L152 31L147 26L146 21L148 19H152V21L154 20L153 16L151 17L153 12H151V15L147 14V13L144 12V9H142L141 7H139L136 4V2H133ZM1 6H2V4L0 5V7ZM40 6L43 7V4L40 5ZM40 6H38L37 9H39ZM2 7H1V9H2ZM3 9H4V7H3ZM37 9L34 10V12H37ZM41 9L42 8H40L39 10H41ZM2 10L0 11L2 13V14L0 13L1 14L0 15V19H2L3 16L5 17V15H3V14H7L6 16H8L10 13H12L10 11V13L8 14L9 11H7V10H10L8 8L5 10L6 13L5 12L3 13ZM15 10H14L15 13H12V14H14L13 16L15 17V19H17L16 17H18V19L20 17L19 20L30 18V17H27V16H29V15H31L33 13V12L32 13L30 12L31 14H29L28 13L29 9H28V11L26 12V13H28V15L26 14V17H27L26 18L25 15L21 16L20 15L21 13L19 11H17V10H16L17 11V14H16ZM139 15L142 16L143 18H145L144 22L141 20ZM14 17H12V19L10 17L11 20L9 19V20H7V22H5L6 20H4V21L2 20L3 21L2 25L0 23V26H1L0 33L2 32L0 34V40H3V41H0V54H1L0 56H3V58L0 57L1 58L0 59V92H2V93H0L1 94L0 98H2L4 100V97L7 96V97H5L6 100L3 102V104H6V102L11 101V98L14 95V94L12 95V93H13V91H15V89L14 90L12 89L13 88L12 86L14 85L15 82L18 81L16 78L19 79L20 73H21V69H19L20 67L17 66V64H16L17 62L14 61V59H15V57H17L16 55H18L20 51H22L24 56L20 52L21 56H19V58H21L22 56L25 57V55L27 53V52L25 53V48L27 46L24 47V49H23V43L24 42H21V45H22V47H21V45L18 44V43H20L19 40L20 41H22V40L26 41L25 43H27L31 39V38H29L31 36L28 35L29 37L28 38L26 37L28 39V41L24 40L22 38H25V35L27 36V34H31L32 33V28H29L31 26V24L28 23L29 27H26V26H28L26 23L30 22L31 21L30 19L27 20V21L24 20V21H26L25 22L26 25H22L21 26L19 24V20L18 19L15 20V22L12 21V20H14ZM6 18H4V19H6ZM31 19H32V17H31ZM2 21L0 20V22H2ZM9 21H12L11 23L14 24V26L11 24L12 28H11L10 25H9V27H7L8 24H10ZM17 21H18L19 25L15 24ZM5 23L7 24V26H6ZM15 25H18L19 27L20 26L23 27V28H21V27L20 28L22 30H24V31L26 29L27 31L31 30V32L29 33V32L26 31L27 34L23 35L24 31L22 32V30H19L20 28L19 27L17 28V26H15ZM3 26H6V27H4V31L2 30ZM175 26H176V28H175ZM13 27H16L18 30L16 28H13ZM5 28H7V29H5ZM8 29H9V35H11L12 37L14 36L13 37L14 41H13L12 37L9 38V36L8 37L6 36V35H8V33H6V32H8L7 31ZM176 29H177V31H176ZM13 30L15 31L16 34L18 33V35L20 36L21 39H19L18 35H16L13 32ZM229 30H231L232 33L231 32L229 33L228 32ZM233 31H235V32H233ZM20 32H21L22 35L20 34ZM3 33L6 34V35H4V36H6V38L4 37L5 40H4L3 35H2ZM11 33L12 34L14 33V34L12 35ZM98 34L102 35L100 29L98 31ZM229 34H232V36H230ZM1 35H2V37H1ZM157 35L164 36V34L161 31L157 32ZM21 36H24V37H21ZM233 37L235 38V40L233 39ZM7 38H9V39H7ZM17 38L19 40H17ZM83 39H84V37H80L78 34H76V36L74 37V41H75L76 44H78L84 50L89 48V49H87V51H89V52L91 51L92 52V49L90 47H88L89 45L92 47V43L90 41L87 42V39H84L85 41ZM237 39H238V41H237ZM15 40H17L18 43ZM10 43L11 44L13 43V44L9 45ZM15 43H17V44L14 46ZM88 43H89V45H88ZM246 44H248V45H246ZM1 45H4V46H1ZM25 45H27V44H24V46ZM161 45L166 46L164 43H162ZM11 46H13L14 48L11 47ZM2 47L4 49L3 54L1 52V50H2L1 48ZM16 47H18V48H16ZM19 48H22L23 50L19 49ZM13 50L16 51V52L18 51L17 52L18 54H14L16 52H13ZM6 51H7V53H6ZM8 51H9V53H8ZM11 51L13 52V54L11 53V55H10ZM26 51H28V50L26 49ZM4 55L6 56L5 60H4V57H5ZM7 55H8V57H7ZM11 56L13 57V59L11 58ZM201 56H199V57H201ZM8 58H9V60L12 59L11 60L12 62L9 61ZM17 59H18V57L16 58V60ZM130 59L132 60V62H136V60L134 58L130 57ZM116 61H117V63H116ZM187 61H189V60H187ZM7 63H8V65H6ZM9 63L10 64L12 63L14 65H12V64L10 65ZM55 65L56 66H53V68L51 66V68L55 72H57L59 70V67H58L59 64L57 65V63H56ZM210 66H208V67H210ZM212 66L210 68H212ZM9 67H10V69H9ZM56 67H58V70H57ZM50 71H51V69H50ZM217 71H219V72H217ZM60 73L61 72L58 71L57 74L61 75ZM4 75H6V76H4ZM54 75H55V73L53 72V77L56 76L55 79L60 80L61 82H65V80L69 78V76H68V78L65 77V74H64V77H61L62 75L58 76V77H57V75H55V76ZM13 76H14V78H13ZM184 76H186V75H184ZM64 78H66L64 81L61 80V79H64ZM84 78L87 79V76L84 75ZM221 79H222V81H221ZM11 80L15 81V82L13 83V82H11ZM197 80L201 81L200 79H197ZM87 81H88V83H83L82 86H84V84L85 85L86 84L90 85L89 80H87ZM67 82H70L69 79H68V81H66V85H64L65 83L63 84L64 86L62 85V87H64V90L61 87V89H62L61 95H63L64 93H68V92H66L67 87H65L68 84ZM193 82L197 83L195 78L193 79ZM201 82L204 85L205 84L206 85L209 84L208 82H205V83L203 81H201ZM12 83H13V85H12ZM88 85H86V86H88ZM82 86H81V88H83ZM104 87H106V86H104ZM88 88H91V86L86 87L85 89L87 90ZM101 88L103 89V90L101 89V91H103V92L100 95H99V93L101 92L100 88H99V90H97L95 92L93 90L94 88H92L91 91L93 93L90 91V89H88V90L92 93L91 94L92 96L95 93V95H97V94L99 95L97 98H101L102 97L103 100L102 99H101L102 101L100 100V102H102V106L105 104L103 101L106 100V102L109 103V104L106 103V105H104L105 107H107V106L108 107H114V106H112L110 104V101L107 100L108 98L106 99V96H107L106 88L107 87L106 88L101 87ZM85 89L83 88L82 90L84 91ZM89 91H85V93L88 94ZM4 93L8 94V95H5ZM67 95L68 94L65 95V98L67 97ZM88 95H90V93ZM101 95H103V96L106 95V96H104L105 99ZM120 96L118 95V97H120ZM125 96L128 97V98H126ZM62 98H64V97H62ZM0 101H2V100L0 99ZM0 103H1L0 104V115H1L0 116L1 120L0 121L2 122L3 118L6 117V114H3V115L1 114L5 110L4 111L2 110L3 109V104H2V102H0ZM89 104L90 103H88L87 106H89ZM142 104H144V105L142 106ZM54 105L55 104H53V106ZM120 105H122V106L124 105V107H123L124 109H127V107H125L127 105L128 106V110L125 112L124 109L122 108V106H120ZM56 106L60 107L59 105H56ZM87 106H86V108H88ZM119 106H120V110H119ZM90 109H88V110L90 111ZM142 111H144V110H142ZM5 113H6V111H5ZM168 113L171 116H168L167 115ZM2 116H4V117H2ZM89 116L91 117V118L89 117L90 120H91L92 119V115L90 114V112H89ZM106 122H105V124H106ZM103 124H104V122H103ZM105 124H104V126H105ZM226 125L227 126H231V127H236L237 129H239L240 133H241V137H240L241 139L240 140H237V139L233 140L232 138L230 139V137L227 136V134L223 133L224 127ZM29 139H31V138H29ZM88 140H86L87 141L86 144L87 143L90 144V141L88 142ZM229 140H230V142H229ZM112 143L114 144V146L112 145ZM115 143H117V141L110 142V144L114 147V149L116 148L115 150H117L119 148L118 146L120 144L119 143L115 144ZM88 144L86 145V152H85L86 154H89V153L93 152V151L89 152V149L92 148L91 146H93V144H96L97 147H101V145L98 144V142H96V143L92 142L90 144V146ZM69 145H71V144H69ZM69 145L68 144L65 145L67 148H65L62 145H61L62 147L59 146V149L61 151H63V149L65 148L63 152L64 153L66 152L67 157H65L66 154H63V156L65 155L63 157L62 156L63 152L61 153V151H59V150L58 151L56 150L57 152L55 151L56 154L58 155L57 156L53 152L54 148L52 147L53 149L51 150L49 145H48L49 147L48 146L44 147L45 151L46 150L48 151L49 148H50L49 153L51 151V152H53L52 154H55L54 156L52 154H48V156L51 155L50 159L48 161L50 162V160H53V161L56 162V160H57V162L59 163L60 161H63L64 158H66L63 161V162L66 163V165L63 164V162L59 163V165H58L59 168L56 165V167L58 169L61 168L60 164L63 167V168L60 169V172L61 171L64 172V173L61 172L62 173L61 176L64 175L63 178L65 179V182H64L65 185H66V183L69 184V185H67V187H65V189L68 188V189L73 191L72 186L77 183V182H75L73 180V178L71 176L72 175L71 172H73L75 170V168L76 169H78V168L80 169L81 168L80 170L78 169V170H75V171H82L83 170L82 172L86 176L87 175H88V177H89V175L92 176L91 179L94 178L93 181L95 180L96 181L95 183H98V186H99L98 188H102L103 187L102 191H104L105 194L104 193H102V194H104V196L107 197L106 200L111 201L110 202V207H111L110 209H112L113 211L112 210L106 211L105 209H101V206L95 205V200H92L94 198L89 199V203L92 205L91 207H89L88 205L84 204L82 202V198H81V202L77 201V203H78V206L80 208L79 209L80 211H84V212L89 213L90 216L94 217L95 219L97 217L100 221H103V223L106 224L108 227L110 226L111 228H113V230H111L112 231L111 234L115 238H119L121 235H127V232H130L129 228L123 226V222H120V220L116 219L115 213H117L119 215H124L123 218L129 220L130 219L129 216L130 215L132 216L131 212H133V216L132 217H134L135 215L136 216L138 215L137 217L136 216L135 217L137 219L140 218V220H142L141 222L143 224L147 225L148 223H150L147 226H149V225L151 226V224H153V225H155V224L158 225L159 224L158 227L160 229L162 228L161 230L164 232V233H162V236L164 235L163 236L164 240L170 242V241H172L174 239L173 241H175V242L172 243L173 245L175 244V246H176L177 244L179 245L180 242H181V244L183 242V244L187 245V247L192 248L191 250L195 251V255L197 257L196 260L199 258L198 261H200L201 258H203V260H207L208 259L210 262L212 261L213 262V263L211 262L212 264H215V261L217 262V264H221V262H223L222 264H231V262H233V261H237V263H240V264L242 262V264H243L244 262H247V260L251 259V256L253 255V253H251V252L255 253L256 251H259V250H261V248H263V246H264V217H263L264 216V211H263V213H257L258 215L259 214L262 215V217L261 216L257 217V215H255L256 216V220H255V218L253 219V222H255V223H253L254 225L251 223V221L247 222L248 223L247 225L252 224L253 227H251V225H249V226L246 225L245 226L246 228H242V230L237 228L236 232H238L240 230L239 233L241 231L247 229L246 231L249 234V235L247 234L248 237L245 236L246 234L244 233V231L242 232L244 234V237H241V236H243L242 233H240V235L241 234L242 235L239 236V237H238L239 233L236 234V238H234V236L232 237L231 235H224V234L221 235V237H220L221 239L219 238V236H215V235H211V236H215V237H210V235H208L210 233H207V235H205L206 233H204V232L208 230L206 228H208V227L210 228V225H211V227H213V225L211 224L212 222L211 223L207 222L206 221L207 218H205V217L207 215L208 216L212 215V213H214V212L216 214L217 210H220V209L216 208V211H213L214 208L216 207V206H214L215 205L214 202L211 201L213 203V205L210 204L211 207H209L210 206L209 203L204 202V200H202L203 201L202 202L200 199H198V196H195L196 194L198 195V193L201 192L202 189H204L203 191L205 192V188H207V187H205V186H204V188L200 187L201 185H199V187H197L198 186L197 183H194V185H197V186H194L193 184H190V185L194 186V188H193L190 185L186 186V185L189 184V183H186L185 187L183 186L184 184L182 185L183 186V190H181L182 188L181 187L179 188L178 186H176V187L173 186L176 189H174V188L172 189L171 187H167L166 188L167 182H166L165 179L168 178V175H166L167 177L161 175L160 178H159L160 174H158L160 171L163 172L164 170L162 171L161 169H158L159 171H158L157 174H155L157 172V170H156L155 173H154V171H150L149 170V169L152 170L151 166H149L150 163H151V165L153 164L152 165V167H153L156 164V162L159 161V160H155L153 157L146 158V159H150V160H146L145 158H143L144 162L148 163V164H146L147 167H146L145 164H142V165L138 166L139 162H140V164L144 163L143 161H139L142 158H139L138 160H136L137 162L139 161L138 163L134 162V161H131L130 163H125V164H128L130 166L129 167L130 170L127 168L128 165L125 168L126 173H127V171H128V173L130 171H132V172H130V174L127 173V175H129V176L131 175L130 177L129 176L127 177L126 173H125V175L122 173V171H121L123 169L122 166L121 167L116 166L115 168H113L114 165H115L114 164L115 162L113 164H111L112 161H110L107 158H105V159H107L108 161L107 160L105 161V159H101V160H98V162L95 160L96 161L95 162L92 157H89L92 154L87 155L86 158L84 157L85 158V160L83 159L84 162L85 161H86L85 163L88 162L87 164L84 163L85 164L84 165V164H81V163H83V162H81L82 158L80 156L81 149L78 148L79 150H76V149L75 150H71L73 145H75V144L71 145L72 147L69 146ZM76 145L73 147V149L76 148V147H79V145L78 146H76ZM47 147H48V149H47ZM83 149H85V148H83ZM69 150H71V151L69 152ZM90 150H92V149H90ZM236 150H237V152H236ZM73 151H75V152H73ZM87 151H88V153H87ZM58 152H60V153L58 154ZM67 152H69V158L70 159L68 158V153ZM71 152H73V153H71ZM78 152H79L78 155L81 158L79 160H78L79 157L77 155ZM238 152L241 153V155H240V153L238 154V155H240L239 157L236 156ZM74 153H76V158H77L78 161L76 159H75V161H73L74 158H75V154ZM70 154L71 155L73 154V156H74V157L72 156L73 159L71 158ZM60 155L62 156L61 158H60ZM52 156L55 159H52L53 158ZM87 157L91 158V159H87ZM58 160H60V161H58ZM67 160L69 161L68 163H70V165L69 164L67 165V162H66ZM103 160H104V162H102ZM53 161H51V163H53ZM92 161H93V163H92ZM161 161L163 162V160H161ZM18 162L16 163V165H18L20 163V162L19 163ZM57 162L54 163V164H58ZM72 162H74V163H72ZM89 162H91V163H89ZM77 163H79L80 165L77 164ZM98 163H101V164L99 165ZM118 163L119 162H117L116 165ZM159 163L162 164L164 169H167L165 167L167 165L164 164L165 162L161 163L159 161ZM181 163L182 162H180V166L179 167L178 166L177 167L174 166L175 167L174 169L172 168L173 166L168 164L169 166H171L170 168L167 166L168 170H170L171 172H174V174L171 173V175L172 174L175 175V173H177L176 175L178 176V174L180 173V174L183 175V177L184 176L188 177V175H184L185 172L184 173L182 172V171H186L185 169H187V168L185 167V165L183 166L185 168H183L182 167L183 163H182V165H181ZM91 164H93V165H91ZM107 164H109L110 166L107 165ZM19 165L21 166L22 164L20 163ZM19 165H18V167L21 168L22 166L20 167ZM82 165H84V166H82ZM67 166L70 167L69 169H70L71 172H69V171L66 172L65 170L63 171L64 167H65L66 170L68 169ZM77 166H79V167H77ZM111 166H113V167H111ZM97 167L101 168V170H103V168H105V169H108L109 171L106 170V172H104L105 169L103 171H101ZM110 167L113 168V169H110ZM145 167L146 168L150 167L148 169L149 171L145 170L146 169ZM218 167H220L221 169L218 168ZM116 168H118L119 171L114 172V170ZM171 168L173 170H177L176 168H178V170L179 169L180 170L179 171L177 170L178 172L177 171L175 172V171H172ZM197 169H196V171H197ZM214 169H216V171ZM98 170H100L102 177H101L100 174L97 176V174L99 173ZM111 170H113V171H111ZM133 170H135L134 171L135 173L137 172V175L139 173H142L141 175H138L139 178L133 172ZM110 171L112 173L113 172L117 173L116 174L117 176H115L114 173L112 174ZM212 171H214V172H212ZM219 171H220V173H219ZM108 172H110L114 176H112ZM118 172H121V173H119L121 177L119 176ZM123 172H125V171L123 170ZM151 172H153L155 175H157L158 178L157 177L155 178V176H153L152 175L153 173L151 174ZM166 172L167 171L165 170L164 173H166ZM168 172L166 174H168ZM207 172H209L211 174H209ZM92 173L93 174L95 173V174L93 175ZM107 173H108V175H107ZM131 173L135 174L134 176H136L137 179H135L136 177H134L133 174H131ZM144 173H145V176L143 177L144 179H142L141 176H143ZM186 173H188V170L186 171ZM103 174H106L107 176H109V178H107V176L103 175ZM121 174H123L124 177L126 176L125 179H124L123 175H121ZM146 174L149 175L150 178H148V176ZM150 174L152 176H150ZM199 174L197 176H199ZM169 175H170V172H169ZM212 175L214 177H215V175H217L219 178L216 176L215 178H217V179H215V178L212 179L213 178ZM61 176H60V178H61ZM208 176H210V177H208ZM235 176H238V177H235ZM38 177H40L42 179L43 183L46 182L45 185H50L51 184V187H53V185H55L54 187L57 186L56 184H53L52 181H50V180L47 181V179H45L42 176H38ZM113 177L114 178H118V179H116V181H115V179ZM179 177L181 178L180 175H179ZM190 177H191V175H190ZM190 177L186 178L185 181H187V179L188 180H192ZM103 178H105V180ZM106 178L108 179V183L111 182L114 185V187L112 186L111 183L108 184L106 182V180H107ZM112 178H113V181H112ZM146 178L148 179L147 181H145ZM209 178H211L212 180L210 181ZM64 179H63V181H64ZM127 179H128V181L132 179L133 182L134 181L136 182V180H141L140 182H142L144 180L145 182L143 181L144 184L138 185V183H139L138 181L136 183H133V184H132L131 181H129L132 184L131 185L129 182H127ZM183 179H185V178H183ZM109 180H111V181L109 182ZM208 180L213 185H209L210 182ZM49 181H50V183H47ZM101 181H102V183H101ZM119 181H121V182H119ZM123 181L128 183V185L126 183H124ZM159 181H161L160 183H162V184H160ZM221 182L222 181H220L219 184H223ZM245 182H246V184H245ZM103 183L105 185L107 183V185L105 186ZM145 183L147 184L148 188H150V189L152 188L151 190H152V192H154V194L157 193L158 195L161 196V193H162L163 196H165V197H163V196L162 197H160V196L159 197L158 196L154 197V195L151 192H150V194L147 193L149 195L152 194L151 196L154 197L155 199H156V197L159 198V200L156 199V201H154L155 199L152 200L154 203L153 202L150 203L151 202L150 200H151L152 197L148 196L147 194H146L147 196L144 195L145 194L144 192H146L148 190V188L146 186H144ZM238 183H236V184H238ZM120 184L121 185L123 184V185L121 186ZM136 184H137V186H136ZM65 185L63 184V186H65ZM253 185L249 186V187L251 188V187H253ZM127 186H129V187H127ZM142 186L145 188L144 192L141 190V188H143ZM219 186H218V188L220 190H218V188L214 186V188L217 189L218 192H220L221 189L227 187L226 185L224 187V184H223V186L222 185H219ZM51 187L48 186V188H50V191H52V192L55 191V193H56V190H58L57 192H59V188L58 189L54 188L55 190H53V188L51 189ZM106 187L108 189H106ZM195 187H196V189H195ZM257 187H256V189H257ZM110 188L113 189L114 191L111 190ZM168 188H169V190H167ZM185 188H187V189H185ZM189 188H190V190L192 188L194 189L193 191H191L192 193H194V191H196L194 193V195L192 193H190ZM199 188L200 189L202 188V189L200 190ZM210 188L211 187L207 188L208 190L206 189L205 194L206 193L209 194L211 192L213 194V193L216 192V190L214 188H213L214 190L212 188L211 189ZM228 188L223 189L224 191L223 190L221 191V192L224 193V195H227L229 197V198H227V196H224L230 202V203H227L228 205H230L232 207L234 206L233 208H236V207L237 208H241V206L245 207V205L247 207L248 204L250 205V203L252 202L251 201V199H252L251 196H249V198H248L246 195L239 194L236 191L231 189L233 191L232 192ZM261 188H263V189H261ZM150 189L148 191H151ZM209 189L213 190L215 192H213V191L207 192V191H209ZM106 191H107V193H106ZM112 191H113V193H109V192H112ZM164 191H166V193ZM202 192L199 193V194H203ZM234 192H236V194ZM142 193H143L144 196L142 195ZM255 193H257V190H256V192H254V193L251 192V193H249L247 195H252V194H255ZM68 194L71 195V196H77L75 191L74 192H69ZM146 197H148L150 199L148 200V198H146ZM225 198H224V200H225ZM147 200L150 201V202H148ZM148 203H150L152 207L149 208L150 204H148ZM141 205H142V207H141ZM216 205H217V207H219L218 205H220V207L223 206V207H221L222 209L220 211H218V212H220L218 214H220V215H221V213L223 214L222 210L223 211L224 210L227 211L226 206H224L225 204L222 205V203H220V204L218 203ZM235 205H236V207H235ZM213 206H214V208H213ZM143 207H145V208H143ZM8 208H11V207H8ZM34 208L35 207H33L34 211L30 210V213L28 215L26 214L27 215L26 217L24 216V214L23 215L22 214L16 215V213L13 212L14 211L13 209H12L11 212H13L12 214H15L16 216L11 215L10 212H8L10 214V216H8V215H6L7 212H5L4 216L5 215L8 216V217H6V216L4 217V219H7V220H5L7 225L4 224L3 223L4 221L2 220V221H0V223L2 224V225L0 224V228L2 229V226L4 227L3 228L4 232H5L4 234H6V230H8L7 234L9 233V229H6V228H8L7 226L10 227V225H14L16 228L19 227L20 229H23L22 227H20L22 225V226H24L23 230L26 229V231L30 232L29 234H31L30 230H32V228H33L32 232L35 231V230L36 231L33 232L32 235H30L33 238L28 243L33 241L35 244L32 242L33 245L30 244V246L32 245L34 247V248L32 247V249L35 250V249H37V247L39 249H40L41 246L44 247L43 245L46 244V241L51 240V243L54 242L53 238L50 237V235L48 233L44 234L45 236L41 233V230L43 229L42 227L43 226L45 227V224L46 223L49 224L50 222H51L50 224L53 225V221L54 220L52 221L53 217L51 218V221H49V222H48L47 219L44 220V218H41V216L39 215L40 213L36 214L37 213L36 211L39 212V210L36 209V208L34 209ZM151 209H153L154 211L151 210ZM210 209L212 210L211 214H210V212H211ZM241 209H243V208H241ZM47 210H48V208H47ZM155 210L157 211V213H156ZM243 210H242L243 212H246L245 210H249V209L246 208V209H243ZM8 211H9V209H8ZM48 211L51 212L52 209L49 208ZM126 211H127V213H126ZM128 211H130V212H128ZM31 212H33V213H31ZM30 214L33 215V216H31V219H33V220L30 219V216H29ZM153 215L154 216L158 215L159 217L163 216L162 218H164V220H163L164 222L160 218L153 219V218H155ZM19 216H21V218ZM22 216H23V218H22ZM158 216H156V217H158ZM13 217L15 218V220H13L14 219ZM18 218H19V220H16ZM25 218H27V219H25ZM166 218L169 219L168 221H170V223H168V222L165 223V220L167 221ZM157 219L158 220L160 219L159 223L157 221H155ZM9 220H10V222H9ZM12 220L14 222L11 224ZM27 220H28L29 223L27 222ZM25 221H26V224H25ZM30 221H32V222H30ZM33 221H34V223H33ZM39 221H41L40 223L43 222L42 224H44V225L42 226L40 223L37 224ZM68 222H69L70 225H72L71 227H75V230H80L81 236H83V237L80 236V238H78L79 240L77 238H75V241L77 240L79 242L80 246L83 245L81 247H84V249L86 248L85 251H87L88 254L91 257L93 256L92 258L95 257L96 259L94 258V260H95V262L96 261L97 262L96 263L95 262H90L89 263L86 259L82 260V257H79V255L77 253H75V252L72 253L71 250H69V251L68 250H63V251H65L64 253L68 254V256H66V254L63 253V251H62V253L64 255L62 256L61 255V250L62 249H58L57 250L58 247L55 246L56 249L52 250V253L55 250H57V251H55V253L56 252L58 253V251H60V255H61V257H60L59 253L58 254L57 253L53 254L55 256V257L53 256L54 257V261H55V258H56V264H64V262H63L64 260H65V264H67L69 259L71 261L73 260L72 258L75 259V260H73L74 262L77 259L79 261V259L81 258L80 259L81 262L86 260L87 262L86 261L85 262L89 263V264H91V263H94V264H99V263L100 264H139L135 259L130 258V257H125L123 255L122 251L119 250L118 248H116L110 242H108V241H106L104 239L102 240L101 238L99 239L95 234L90 233L87 230H84V229L82 230L80 227L77 226V224L73 220L69 219ZM205 222L207 224L209 223L210 225L208 224V227H206L207 224H205ZM153 225H152V227H153ZM157 225H156V227H157ZM27 227L28 228L31 227V228L27 229ZM36 227L38 229L39 228L40 229L38 230V229H36ZM156 227L154 226V228L158 230L159 228L158 227L156 228ZM203 227H206V228H203ZM56 228H59V227H56ZM3 229L1 230L2 232L0 231V233H3ZM161 230L160 231L158 230V231L161 232ZM37 231H39L41 234L39 232H37ZM80 232H79V234H80ZM165 233H166V235L172 236L171 237L172 239H170V238L167 239L166 238L167 236L165 235ZM35 235H36V237H34ZM42 235L44 237L40 238L39 236H42ZM207 236H209V237H207ZM225 236H229V237H225ZM223 237H225V239ZM237 237L238 238L241 237L240 240ZM43 238H46L45 239L46 241H43L44 240ZM94 238H96V239H94ZM216 238H217L218 242L216 241ZM39 239H41V240L43 239V240L41 241ZM86 239H87L88 242H85ZM175 239L177 241H180V242L178 243ZM241 239L242 240L244 239L243 242H242ZM35 240H36V242H35ZM77 241H76V243H78ZM42 242H44V244ZM219 242H222V243L219 244ZM36 243L39 244V246ZM215 244H218L219 246L218 245L217 246L219 248L218 247L214 248V247H216ZM20 245L21 244H19L18 246H20ZM21 247H23V245ZM21 247H19V248H21ZM42 247H41V251L40 252L43 253L45 251L44 250L45 247H44V249ZM255 248L256 249L258 248L259 250H256ZM250 249H252V250H250ZM220 250L222 251V253H221ZM37 251L39 252L38 249H37ZM68 252H71L72 254L71 253L69 254ZM249 252H250V255H249ZM259 253H260V251L258 253H256V254L258 255ZM75 254H77V256ZM33 255H35L34 252H33ZM70 255H72V256H70ZM64 256L66 257V259L64 258ZM247 256H249L250 258L247 257ZM70 257H72V258H70ZM206 257H207V259H204ZM63 258H64V260H63ZM203 260H201V261H203ZM71 261H69L68 263L69 264H76V263L71 262ZM219 261H220V263H219ZM60 262H62V263H60ZM85 262H82V264H86Z\"/></svg>",
    "mask_w": 264,
    "mask_h": 264
}]
</instances>
